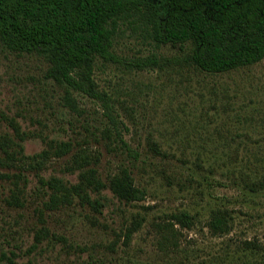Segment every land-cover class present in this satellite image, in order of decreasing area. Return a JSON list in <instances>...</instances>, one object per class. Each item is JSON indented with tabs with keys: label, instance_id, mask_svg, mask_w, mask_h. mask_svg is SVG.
<instances>
[{
	"label": "rangeland",
	"instance_id": "obj_1",
	"mask_svg": "<svg viewBox=\"0 0 264 264\" xmlns=\"http://www.w3.org/2000/svg\"><path fill=\"white\" fill-rule=\"evenodd\" d=\"M114 51L128 61L182 54L130 30ZM49 68L0 43V156L14 159L0 167V264H264V60L212 74L184 63L140 70L98 59L94 80L117 128L104 102L74 91L68 103ZM78 154L85 168L71 163ZM90 169L103 186L55 208L51 197L62 188L54 181L70 189ZM122 169L140 200L111 190ZM218 209L233 218L224 236L207 228ZM179 212L195 225H174L175 247L164 227Z\"/></svg>",
	"mask_w": 264,
	"mask_h": 264
},
{
	"label": "trees",
	"instance_id": "obj_2",
	"mask_svg": "<svg viewBox=\"0 0 264 264\" xmlns=\"http://www.w3.org/2000/svg\"><path fill=\"white\" fill-rule=\"evenodd\" d=\"M126 30L140 33L156 49L179 47L182 54L125 60L115 53L114 46L117 36ZM0 43L11 52L43 57L50 65L49 76L65 88L68 103L74 104V91L104 102L117 128L108 95L99 91L94 80L98 59L140 70L184 63L212 74L254 65L264 60V0H0ZM116 133L119 135L118 129ZM4 153L1 168L10 167L14 160L9 152ZM83 159L78 154L71 163L82 169L90 163L82 164ZM54 183L62 188L60 195L51 197L55 208L71 203L73 194H86V186H103L92 169L83 172L80 184L70 189L58 180ZM109 184L120 199L136 201L142 197L127 169L112 176ZM168 217L166 242L177 247L174 225L190 229L195 218L187 212ZM232 221L227 209L214 210L207 228L213 236H224L231 231ZM137 223L126 230L124 246H129L140 226ZM244 245L259 248L255 241H245Z\"/></svg>",
	"mask_w": 264,
	"mask_h": 264
}]
</instances>
